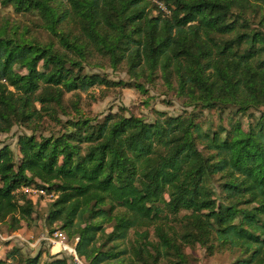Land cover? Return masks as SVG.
<instances>
[{
  "label": "trees",
  "instance_id": "1",
  "mask_svg": "<svg viewBox=\"0 0 264 264\" xmlns=\"http://www.w3.org/2000/svg\"><path fill=\"white\" fill-rule=\"evenodd\" d=\"M0 5L31 16L47 36L0 18V134L29 132L17 137L18 162L0 148V224L9 233L34 221L23 191L32 187L55 195L47 226L60 223L76 237L86 264H187L185 249L196 246L236 252L232 264H264V0ZM95 56L124 64L133 81L86 72ZM154 79L193 111L155 112L150 121L71 117L80 115L79 93L94 86L144 93ZM70 94L78 99L66 104ZM213 108L255 119L246 131L239 119L222 133L203 129L201 111ZM54 120L58 132L37 134ZM40 257L13 247L0 264ZM45 264L74 261L50 256Z\"/></svg>",
  "mask_w": 264,
  "mask_h": 264
},
{
  "label": "rangeland",
  "instance_id": "2",
  "mask_svg": "<svg viewBox=\"0 0 264 264\" xmlns=\"http://www.w3.org/2000/svg\"><path fill=\"white\" fill-rule=\"evenodd\" d=\"M9 18L10 22L18 23L22 26L29 27L38 40L46 41L47 36L32 22V17L29 18L16 15L11 8H3L0 5V18ZM86 72L91 74H99L105 76L112 82H131V76L128 75L126 66L124 64L112 66L107 60H102L95 56L89 66L85 69ZM77 97L66 95V104L77 100ZM78 108L80 115L71 114V117H84L92 119L93 123L100 121L108 115V113H121L128 117L130 115L147 121L153 120L155 112L164 113L167 116H177L187 111H193V107L184 106L181 99L164 86L161 81L154 79L153 82H148L145 86V92L142 93L134 88H124L120 86H113L107 88L105 85L92 87L87 93H79ZM264 109L262 108V111ZM71 111V110H70ZM199 116V124L203 129H210L213 132H221L222 129L228 130L230 123L239 119L243 129L247 130L248 123L253 122L255 118H248V114L231 113L229 110L221 111L218 108L209 110H202ZM248 113H253L249 110ZM254 116L258 117L259 113L254 112ZM57 119L65 121L66 117L58 115ZM250 120V121H248ZM55 121V120H54ZM56 122V121H55ZM53 121L45 124L44 128L37 134L44 137L55 134L59 131V124ZM21 132L28 131L24 129L13 127L7 134H0V148L3 145H8L14 153L15 162L19 160L18 147L16 145L17 137ZM199 149L202 146L199 145ZM205 155L208 154L204 150ZM216 183V182H215ZM214 183V184H215ZM24 192L29 195L30 200L35 203V211L33 214L34 221L31 226L27 228L24 224L22 228L16 232L9 233L5 224H0V260H6V254L16 247L20 252L25 255L37 256L40 255V264L48 262L50 256L56 258L66 257L74 261V264H86L82 259H79L75 252V245L78 242L76 237H70L67 233L60 229V223H55L52 227H48L46 217L49 213V207L55 199L53 193L47 194L42 190L40 193L38 189L24 188ZM39 231L35 233L34 229ZM34 230V231H33ZM107 233L110 228L106 226ZM34 232V233H33ZM133 232L129 233V238L132 239ZM74 252V253H73ZM185 252L189 255L187 264H232L237 257L236 252L225 249H217L213 254L208 255L199 246L195 248H186ZM76 256V258H75Z\"/></svg>",
  "mask_w": 264,
  "mask_h": 264
},
{
  "label": "built area",
  "instance_id": "3",
  "mask_svg": "<svg viewBox=\"0 0 264 264\" xmlns=\"http://www.w3.org/2000/svg\"><path fill=\"white\" fill-rule=\"evenodd\" d=\"M39 192L41 193L42 192V190H39ZM74 253V252H73ZM75 258H76V256H75Z\"/></svg>",
  "mask_w": 264,
  "mask_h": 264
}]
</instances>
